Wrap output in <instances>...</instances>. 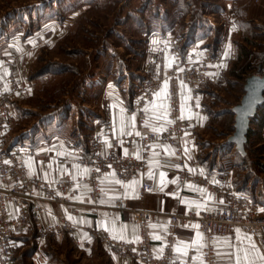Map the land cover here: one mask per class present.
<instances>
[{
	"label": "rangeland",
	"instance_id": "obj_1",
	"mask_svg": "<svg viewBox=\"0 0 264 264\" xmlns=\"http://www.w3.org/2000/svg\"><path fill=\"white\" fill-rule=\"evenodd\" d=\"M157 35L171 38L183 57L181 50L200 40V52L210 54L226 39L232 42L218 79L199 85L207 122L196 133L198 161L230 171L245 191L263 187L264 125L250 124L244 158L227 138L245 79L264 74V0H0L1 57L7 63L15 57L10 47L9 56L2 55L9 39L27 43V60L18 70L22 80H13L18 117L10 138L1 137L2 152L10 153L14 144L15 154L20 143H38L68 129L79 149L93 153L95 133L109 120L105 89L117 87L131 98L153 85ZM19 235L11 257L16 264H108L100 252L59 245L36 229Z\"/></svg>",
	"mask_w": 264,
	"mask_h": 264
},
{
	"label": "crops",
	"instance_id": "obj_2",
	"mask_svg": "<svg viewBox=\"0 0 264 264\" xmlns=\"http://www.w3.org/2000/svg\"><path fill=\"white\" fill-rule=\"evenodd\" d=\"M157 37V43L152 51L156 53L157 49H164L163 60L165 65L169 67L174 59L173 49L175 47L173 41H171V38H164L160 35H157ZM202 41L188 44L185 50H181L185 59L192 62L200 60L201 52L199 45ZM225 41L223 60L220 64L221 67L219 69L217 67V72L224 68L233 51L232 42L228 41V39ZM25 45L27 43L24 44V41L18 39V37L7 41V47L4 48L2 55H5V57L9 56L8 47H10L12 49L11 52L15 56L14 58L7 57L10 58L8 59L10 63L5 62L6 59L1 57L0 52V84L3 86V92L6 94L11 108L13 107L16 112L19 110V105L15 103V100L20 96L19 91L14 86L16 83L13 80L16 82L22 80L20 71L18 72V70L22 64H25L24 61L27 60L24 57L27 52ZM153 58L151 59L152 66L155 60ZM165 84L168 89V82L166 81L159 88L153 90L145 106L140 109L134 107L133 99L140 96L143 91L133 94L129 98V95L123 96L117 87L114 90L105 89L104 98L106 99L104 103L107 107V118L112 121L114 127L113 134L118 139L117 154L125 153V150H127V154L139 158L143 157L140 144L137 140L123 143L128 135L127 133H140L144 127L159 131L169 130L172 118L169 114L170 101L168 90H166V95L157 96V93L161 92ZM202 90V87L193 90L181 85L179 93L181 115L184 116L179 121L182 127L181 139L185 149H187V151L185 150V156L192 174L199 176L202 181H191L186 184H180L176 181L177 169L174 165L175 161L172 155L166 151L170 147L167 145L165 137L160 136L155 141L151 154L145 158L146 170L137 171L132 179L121 184L117 183V180L112 175H108L103 180L106 187L105 196L98 203L91 204L85 191L86 183L82 178L87 177L90 172L92 151L89 148L79 149L73 142V136L68 134L70 132L68 129H64V131L59 132L53 137L45 138L38 143L31 145L20 143L21 146L16 147L15 154L12 153L14 144L11 145L9 147L10 153L14 155L18 162H21L26 167L29 177L36 175L39 181H46L51 184L67 176L76 180L77 185L80 186L81 191L69 205L49 203L46 199L45 190L40 187L35 188V194L39 198V205L42 210L41 223L43 225H59L64 220L69 222L68 228L59 227L54 232L47 234H51L59 245L74 246L86 254L100 252L108 264H143L140 260L134 259L128 254L119 253L116 248L111 247L104 240L105 237L113 238L114 236L124 240H131L136 237L138 228L132 222V211L148 210L152 213L153 222L150 234L154 248L157 251L161 250V243L166 239L169 215L172 213H185L189 210L195 211L201 209L216 210L223 207L227 200L236 193L248 195L252 201L258 202L260 214L264 216V211H261V209H264V186L256 185L253 189L250 188L248 191H245L234 184L232 174L229 173L230 171L226 173V171H221L215 166H208L198 161L196 133L207 122V114L202 102ZM17 117L18 115L1 131L5 141L10 138L9 132L12 123ZM142 117H144V123L141 122ZM104 125H99V129L95 133L97 136L96 140H99L101 143L100 148L102 153H106L109 145H111L109 135L103 129ZM24 133L26 134L27 132ZM85 169H87V172L84 171ZM154 170H159V190L141 196L139 193L140 186L145 181H153ZM161 173L164 175L163 185L161 184ZM133 181H136V183L132 187H128ZM217 188L222 190L223 195H218L215 191ZM119 190L120 194L128 202V208L125 210L119 209L115 205L116 195ZM194 226L196 225L193 223L190 226L180 227L177 230L174 249L176 247L183 249L187 245L188 255L191 246L199 247V245L194 243L197 240V233H199ZM33 229L38 231V227L32 222L31 226L23 232H30ZM237 229L239 230L238 232L236 231ZM17 236L15 235L14 237L16 243ZM154 236H159L160 239H154ZM245 236L250 237L239 228H234L230 234L218 237L214 242V249L215 252L219 250L221 254L219 256L216 254V264H229V258L226 253L236 252L237 246L240 248L247 246V240H244V243L241 244L239 239V237ZM251 239L254 241L253 238ZM203 242L204 238L199 243L203 245ZM229 244L233 245V247H229ZM257 250L262 254L258 246ZM187 255L176 252V256L180 258ZM200 261V254H196L193 256L191 264H199ZM258 263L259 260H256V264ZM8 264H16V262L12 259Z\"/></svg>",
	"mask_w": 264,
	"mask_h": 264
},
{
	"label": "built area",
	"instance_id": "obj_3",
	"mask_svg": "<svg viewBox=\"0 0 264 264\" xmlns=\"http://www.w3.org/2000/svg\"><path fill=\"white\" fill-rule=\"evenodd\" d=\"M224 48V47H223ZM217 49L210 54L208 51L201 53L198 62H192L181 56L173 49L174 59L167 67L164 63V49H157L159 57L156 58V78L150 89L136 97L133 105L142 108L153 92L166 81L168 82V97L170 101V116L172 118L168 131H153V128L144 127L137 133L127 135L125 141L137 140L140 144L143 157L116 153L118 144L117 137L113 134V123L108 120L103 126L109 135L111 146L106 153L101 152L100 141L97 140L91 156L90 172L82 178L86 183V194L91 204L98 203L104 196L106 187L104 179L112 175L120 184L132 179L137 171L146 170L145 158L152 151L155 141L164 136L167 145L171 149L172 158L177 169L176 181L186 184L191 181H202L199 176L192 174L185 156V147L181 139L182 127L180 125V86L197 89L199 85L210 84L218 79L217 67L223 59L224 49ZM19 90H22L21 87ZM3 86L0 84V264H8L12 260L15 235L27 230L33 222L42 234L54 232L57 228H68L69 222L64 220L62 224L43 225L41 223L42 210L39 198L35 194V188L45 190L46 199L49 203H62L69 205L81 191L76 180L70 177L58 179L54 183L39 181L36 175L29 177L26 167L18 162L11 153L1 150V131L16 118L17 113L11 108L5 99ZM141 122L144 123V117ZM9 161V163H5ZM110 165V167H109ZM159 170L153 171V181H145L141 184L139 193L144 196L159 190ZM218 195H223L221 189L215 190ZM115 205L119 209H127V199L120 194L116 195ZM132 222L137 226L136 237L131 240L105 237L104 240L116 248L119 253L128 254L143 264H191L192 258L200 254L199 264H216V252L214 242L218 237L230 234L234 228H239L248 234L264 255V216L260 214L259 206L248 195L233 194L226 204L216 210L201 209L187 211L185 213H172L169 215V225L166 231V239L161 243V250L154 248L151 239V225L153 215L148 210H135L131 212ZM198 225V232L203 235V247L191 246L188 255L180 258L176 256L175 240L177 230L191 224ZM258 264H264L259 261Z\"/></svg>",
	"mask_w": 264,
	"mask_h": 264
},
{
	"label": "water",
	"instance_id": "obj_4",
	"mask_svg": "<svg viewBox=\"0 0 264 264\" xmlns=\"http://www.w3.org/2000/svg\"><path fill=\"white\" fill-rule=\"evenodd\" d=\"M244 93L238 104L232 107L234 114V130L227 138L230 146H234L241 155H246L245 143L251 118L264 102V74H252L245 79Z\"/></svg>",
	"mask_w": 264,
	"mask_h": 264
},
{
	"label": "snow or ice",
	"instance_id": "obj_5",
	"mask_svg": "<svg viewBox=\"0 0 264 264\" xmlns=\"http://www.w3.org/2000/svg\"><path fill=\"white\" fill-rule=\"evenodd\" d=\"M182 87H184V85L182 84ZM166 90H167V85L165 84L164 88L161 90L160 93H157V96H164L166 95ZM147 111V109H146ZM181 119L184 118L183 115H181L180 117ZM156 129H153V131H155ZM128 135H131V133H127ZM137 135H139V133H137ZM107 143V142H106ZM122 143V142H121ZM111 146V145H109ZM187 151V149H185ZM166 151H168L171 154V150L170 149H166ZM125 154H127V150H125ZM139 158V157H138ZM5 163H9V161H5ZM110 167V165H109ZM85 172H87V169L84 170ZM117 183H120V181H116ZM136 183V181H133L131 184L128 185V187H132L134 184ZM164 183V175L163 173H161V184L163 185ZM261 211H264V209H261ZM69 219H71V217H69ZM153 227H155L153 225ZM194 227H199L198 225L194 226ZM237 232L239 231L238 229L236 230ZM113 238H117V237H113ZM123 238V237H120ZM154 239H160L159 236H154ZM203 239L202 234L197 233V240L194 242L195 244L199 245L200 248H202L204 245L200 244V240ZM241 244L244 243V240L248 241L247 246L240 248L237 246V251L236 252H229L226 253V255L229 258V264H256V260H259L261 262H264V255L260 254V252L257 250V245L254 241H252L251 237H239ZM182 243V242H181ZM187 245L184 246V248L182 249L181 247H176L175 251L178 254H183V255H187ZM229 247H233V245L229 244ZM216 254L219 256L221 253L219 252V250H217Z\"/></svg>",
	"mask_w": 264,
	"mask_h": 264
},
{
	"label": "trees",
	"instance_id": "obj_6",
	"mask_svg": "<svg viewBox=\"0 0 264 264\" xmlns=\"http://www.w3.org/2000/svg\"><path fill=\"white\" fill-rule=\"evenodd\" d=\"M253 124L255 123L259 128L263 127L264 125V102L263 104L259 107L256 115L254 117L251 118V122L250 124ZM251 132H252V128L249 126V129H248V133H247V141L245 143L248 144L249 142V138H250V135H251ZM237 155H239L241 158H244L245 156H241L237 151H236Z\"/></svg>",
	"mask_w": 264,
	"mask_h": 264
}]
</instances>
